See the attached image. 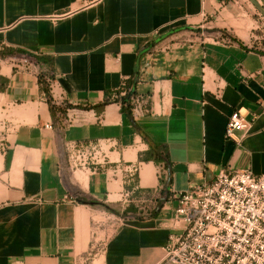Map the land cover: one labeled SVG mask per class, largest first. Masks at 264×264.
I'll use <instances>...</instances> for the list:
<instances>
[{
    "label": "crops",
    "instance_id": "0c3cea01",
    "mask_svg": "<svg viewBox=\"0 0 264 264\" xmlns=\"http://www.w3.org/2000/svg\"><path fill=\"white\" fill-rule=\"evenodd\" d=\"M261 26L264 0H0V264H165L174 195L264 175ZM134 77L147 113L112 98ZM236 110L253 121L239 146ZM72 143L101 164H74ZM155 147L166 188L141 161Z\"/></svg>",
    "mask_w": 264,
    "mask_h": 264
},
{
    "label": "built area",
    "instance_id": "2783aa9c",
    "mask_svg": "<svg viewBox=\"0 0 264 264\" xmlns=\"http://www.w3.org/2000/svg\"><path fill=\"white\" fill-rule=\"evenodd\" d=\"M127 93L123 89L112 98L120 103ZM143 102L142 97L134 99L133 113H147ZM252 122L234 111L225 138L241 145ZM67 150L74 164H101L95 146L72 143ZM160 169L161 177L167 179V170L163 165ZM173 197L178 206L171 226L179 232L172 233L165 246V264H264V175L222 169L211 182Z\"/></svg>",
    "mask_w": 264,
    "mask_h": 264
},
{
    "label": "trees",
    "instance_id": "16d2710c",
    "mask_svg": "<svg viewBox=\"0 0 264 264\" xmlns=\"http://www.w3.org/2000/svg\"><path fill=\"white\" fill-rule=\"evenodd\" d=\"M36 60L43 65L51 66L53 64V59L48 56H42L38 55L35 56ZM52 77L46 74H40L39 75V84L41 86L42 91L44 92L45 96L47 97V102L50 105L52 114L55 116L56 112L59 111V108L57 105L53 102L52 97L50 95V88H49V82L48 79H51ZM124 84V87H123ZM136 86H137V80L136 78H132L129 80H125L122 83L121 88H119L114 94H119L123 89H127L128 93L127 95L122 98L120 104L124 112H127L129 114H133V108L135 106L134 99L138 97L136 92ZM109 100L105 101V103L101 104L98 108L104 107L106 104H108ZM141 161H154L157 164H162L164 168L167 170L168 176L167 179L162 178L161 183L163 184V187H169L172 183V177H171V166L168 161V155L166 149L163 147H155L151 150H149L147 153L143 154L141 156ZM92 205H96L98 203L92 202L88 203Z\"/></svg>",
    "mask_w": 264,
    "mask_h": 264
},
{
    "label": "rangeland",
    "instance_id": "374dc122",
    "mask_svg": "<svg viewBox=\"0 0 264 264\" xmlns=\"http://www.w3.org/2000/svg\"><path fill=\"white\" fill-rule=\"evenodd\" d=\"M258 33H254L256 37H258V41L260 45L264 46V27L261 26V28H259ZM95 157H97V159H101L102 155L100 153V151L98 153L95 154Z\"/></svg>",
    "mask_w": 264,
    "mask_h": 264
}]
</instances>
